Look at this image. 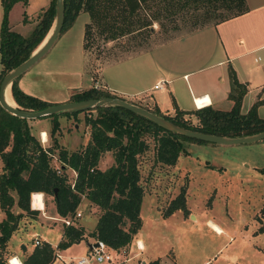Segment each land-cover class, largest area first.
Returning a JSON list of instances; mask_svg holds the SVG:
<instances>
[{"label": "trees", "instance_id": "trees-1", "mask_svg": "<svg viewBox=\"0 0 264 264\" xmlns=\"http://www.w3.org/2000/svg\"><path fill=\"white\" fill-rule=\"evenodd\" d=\"M27 1L0 0V82L43 44L54 23L56 0H51L49 6L40 12L38 23L29 37L11 30L7 21L10 9L18 2L26 6ZM63 4L64 25L61 34L72 26L81 13H85L89 17L85 25V39L90 32L96 31L107 41L132 33L154 32V24H157L160 32H192L207 25L222 23L248 10L245 0H63ZM20 78L11 86L12 98L19 108L39 111L51 105L24 93L18 85ZM230 83L231 91L236 93L229 96L234 101L232 109L222 111L204 107L195 110L192 115L197 118L198 124L194 126L184 119L183 112L168 116L157 109L140 107L180 127L210 135L239 138L264 132V120L257 116L255 107L247 114L240 113L245 90L233 72H230ZM100 97L118 98L109 92L90 88L72 95L70 102ZM89 111L96 112L94 119L85 117V123L90 127L89 140L84 147L68 153L59 146L56 138L60 133L58 119L60 116L77 117L79 114L41 118L51 120L52 145L44 147L32 133L30 121L15 117L0 107V211L5 215L0 222V253L10 254V239L17 231L20 220L24 215L36 213L30 210L31 195L35 194V200L41 202V193L51 196L58 217L68 218L72 224H63L62 237L55 249L42 242L22 260V264H51L57 251H64L87 238L102 241L114 251L128 249L142 227L140 211L145 191L140 184L138 157L148 150L143 138L148 136L156 142L157 162L169 167L176 165L181 154L188 153L184 145L186 142L204 143L168 132L121 107ZM56 150L59 169L51 165ZM108 152L112 153L114 163L102 171L98 167L99 162ZM67 169L76 173L73 188L65 175ZM260 171L264 173V168ZM186 194L187 188L182 187L163 217L178 211L187 216ZM82 198L100 211L91 232L75 219ZM14 206L20 210L19 213L12 212ZM34 206L41 210L36 203ZM14 262L15 259L12 264ZM0 264H7L6 260L0 261ZM148 264H158V261Z\"/></svg>", "mask_w": 264, "mask_h": 264}, {"label": "rangeland", "instance_id": "rangeland-1", "mask_svg": "<svg viewBox=\"0 0 264 264\" xmlns=\"http://www.w3.org/2000/svg\"><path fill=\"white\" fill-rule=\"evenodd\" d=\"M50 1L28 0L26 6L22 2L14 4L8 13V26L23 37H29L38 23L40 12L49 6ZM1 20L0 3V24ZM88 22V15L81 13L72 26L58 37L46 56L28 70L26 76H23V80L35 85L36 92L61 96L66 91L72 97L84 91H78V87H89L91 77L96 80L101 76L106 80L109 78L113 69L99 75L98 70L95 69L98 66L122 59L131 51L148 50L188 33L187 31L160 32L155 24L154 32L132 33L114 41H107L104 36L92 31L87 39L84 37L85 56L82 52V41L85 36V25ZM73 85L76 90H72ZM122 99L130 103L133 101L132 98L127 97ZM86 116L94 119L96 112L86 111L71 118L59 117L62 128L56 138L59 146L68 153L84 147L89 140L90 127L85 123ZM185 120L193 126L198 124L195 116ZM39 122L40 126H47L48 141L44 145L50 147L51 120L45 118ZM30 126L32 133L36 134L41 143L38 125L32 127L31 123ZM143 139L148 145V150L138 157L140 184L145 191L142 202L143 225L136 235L142 237L143 234H149L151 244H145L146 247L148 245L145 255H156L160 258L174 257L179 264H200L203 259L218 258L213 264H219L223 261L224 255L236 254L240 255L239 264H261L262 260L253 258L246 241H250L254 246H264V230L260 232V229H264V173L260 171L264 168V140L234 146L186 142L184 145L188 155L181 154L176 165L169 167L157 162L156 142L148 136ZM57 153L58 150L55 151L51 165L59 169ZM113 163V155L108 152L102 156L98 167L103 171ZM65 175L68 183L72 184L76 173L67 169ZM182 187L187 188L186 206L193 216H189V213L185 216L182 212H175L174 215L163 217ZM83 199L82 203L85 202ZM30 210L36 213L32 216L24 215L17 231L26 232L30 226L32 228L39 223H51L49 217L52 216L53 210L52 197L44 196V202L43 200L41 202V210L44 211L33 210V205L32 209L30 206ZM78 211L82 216V219H78L79 222H88L85 216L89 215L93 219L96 215L89 205L80 204ZM12 212L17 214L20 210L14 206ZM158 215L162 217L156 221L154 218ZM194 216L196 221L193 220ZM4 218L5 215L1 213L0 222ZM206 220H211L221 230L227 232L228 236L215 235L214 230L210 231L206 228ZM61 222L59 224L63 226ZM233 231L236 234H233ZM145 239L148 243L147 238ZM225 246L226 250L223 252L221 248ZM110 253L114 262L116 253ZM7 257L8 253H0L1 262L6 260L8 264L10 258ZM131 262L129 264H132ZM14 264L21 262L16 260Z\"/></svg>", "mask_w": 264, "mask_h": 264}, {"label": "crops", "instance_id": "crops-1", "mask_svg": "<svg viewBox=\"0 0 264 264\" xmlns=\"http://www.w3.org/2000/svg\"><path fill=\"white\" fill-rule=\"evenodd\" d=\"M245 3L248 10L242 15L179 35L169 42L148 50L131 51L122 59L112 60L98 66L95 69L98 70L99 75L113 69L109 78L106 80L104 76H101L97 81L91 77L89 87L77 86L79 88L77 90L83 91L90 88L104 90L120 99L132 98V104L157 109L163 115L175 116L178 112H183L185 114L183 117L186 119L193 117V112L199 110L196 109L194 100L203 99V101H197L200 109L211 107L216 110L230 111L234 106V101L229 96L232 93L236 94L231 91L230 72H233L237 82L245 90L240 103V113L247 114L252 107H255L257 116L264 120V0H245ZM82 52L86 56L84 36ZM87 73L89 74V71ZM25 74L18 81L19 88L24 93L51 105L70 102L71 95L66 91L61 96L36 92L32 82L23 80ZM161 81L167 82V85L161 90H155L154 86ZM71 88L76 90L74 85ZM137 95L141 97L140 100H135L134 97ZM202 103H206L204 107ZM41 120L30 121L29 125L31 123L32 127L38 125L39 136L42 137L44 143H47L48 140L45 142L43 138L44 133L48 138L47 126H40L39 121ZM58 121L61 129V119ZM33 134L36 136L35 133ZM42 146L45 147L44 144ZM1 173L2 161L0 160ZM152 204H154L153 200ZM81 205H89L92 211L96 212L93 219L89 215L85 216L88 222H79L82 216L78 220L80 226L91 232L95 228L100 211L87 200ZM188 212L189 216H193L190 210ZM1 213L0 211V217ZM51 213L52 216L49 217L51 223H39L32 228L30 226L26 232L21 230L12 235L10 254L7 259L17 258L22 264V260L33 252L34 238L48 243L54 249L57 247L62 237L63 226L59 224L61 220L56 214L54 204ZM142 213L141 205L140 216L143 225ZM160 217L162 216L158 215L154 219L159 221ZM193 220L196 221L195 216ZM205 225L210 231L214 230L215 235L228 236L227 232L221 230L211 220H206ZM233 234L236 232L233 231ZM32 237L34 238L31 240ZM94 241L93 238H87L64 251H57L59 259L53 258L51 264H66L86 255ZM145 244H151L149 234H143L142 237L135 235L131 246L128 249L119 250L120 254H116V260L109 264H129L131 261L132 264H148L153 261H158V264H179L174 257L160 258L156 255H145L148 247ZM246 245H248V250L251 249L253 258L262 260L261 264H264V246H254L250 241H246ZM23 246L24 251L21 249ZM222 249L224 252L226 246ZM168 255L171 254L168 253ZM239 256L224 255L223 261L219 264H239ZM217 259H203L200 264H213Z\"/></svg>", "mask_w": 264, "mask_h": 264}, {"label": "water", "instance_id": "water-1", "mask_svg": "<svg viewBox=\"0 0 264 264\" xmlns=\"http://www.w3.org/2000/svg\"><path fill=\"white\" fill-rule=\"evenodd\" d=\"M64 25V4L63 0L55 1V19L53 26L51 28V32L47 35V40L43 44L39 50H35L32 55L23 63L18 65L16 68L7 73L0 82V107L6 111L7 113L18 117L20 119H25L28 121L39 120L41 118L52 116V115H66L73 113H83L89 110H95L99 108H107V107H121L124 108L140 117L147 119L148 121L156 124L160 128L174 133L179 136H183L189 139L201 141L204 143H212L220 146H234L241 144H251L264 140V132L243 136L239 138H229L223 136L210 135L198 131H193L190 129H186L180 127L167 119L160 117L150 111L132 104L128 101H125L120 98L113 97H100L98 99H89L78 102H68L64 104L50 105L39 111H27L19 108L17 105L15 107L10 106L6 101V91L9 87L11 93L12 83L17 80L20 76L25 74L28 70H30L36 63H38L46 54L50 51V49L55 44L56 40L61 34ZM46 39V38H45ZM44 39V41H45ZM43 41V42H44ZM42 42V43H43ZM12 96V95H11ZM16 104V103H15ZM56 193V190H55ZM23 251L25 250L24 246L21 248Z\"/></svg>", "mask_w": 264, "mask_h": 264}, {"label": "built area", "instance_id": "built-area-1", "mask_svg": "<svg viewBox=\"0 0 264 264\" xmlns=\"http://www.w3.org/2000/svg\"><path fill=\"white\" fill-rule=\"evenodd\" d=\"M166 85H167V82L161 81V82H158L154 86V89L155 90H161ZM134 98H135V100H140L141 99V97L139 95L135 96ZM197 101H203V99L202 100H194V104H195L196 109H200L198 104H197ZM205 104L206 103H202L201 104L202 107H204ZM40 139H41V143L44 144L42 137ZM71 187L72 188L74 187V183H72ZM42 198H43V202H44L43 194H42ZM32 202H33V195H31V199H30L31 209H32ZM37 211H39V210H37ZM79 218H81V213L77 209L76 214H75V219L78 220ZM61 221L66 226H69L70 224H72L71 220L68 219V218L61 219ZM41 243H42V241L40 239L34 238V240H33L34 246H40ZM110 252H115L116 254H120L119 251L117 252V251L111 250L102 241L95 240L94 243L91 244L89 252L86 255H84L82 257H79L76 260H71V261L67 262L66 264H106V263L109 264V263L113 262V257H112ZM124 253L125 252H123V254ZM54 258H56V260L59 259L58 253H56L54 255ZM11 263H12V258H10L8 260V264H11Z\"/></svg>", "mask_w": 264, "mask_h": 264}, {"label": "bare ground", "instance_id": "bare-ground-1", "mask_svg": "<svg viewBox=\"0 0 264 264\" xmlns=\"http://www.w3.org/2000/svg\"><path fill=\"white\" fill-rule=\"evenodd\" d=\"M49 37V36H48ZM47 40V39H46ZM46 40H45V42H46ZM44 42V43H45ZM43 43V44H44ZM43 44L39 47V48H41L42 46H43ZM39 48L37 49V50H39ZM6 101H7V103L10 105V106H12V107H15L16 106V104H15V102H14V100L12 99V96H11V93H10V89H9V87L7 88V91H6ZM197 104L199 105V103L197 102ZM200 106V105H199ZM43 138H44V140H45V142H46V140H47V136H46V133H44L43 134ZM42 202V201H41ZM41 202H39L38 201V199H36L35 200V195H33V202H32V205H33V208L35 209V210H38V209H36L35 208V206H34V203H36L38 206H40V208H41ZM13 259L14 258H12V262H13ZM15 260H18L17 258H15ZM19 261V260H18ZM12 264V263H11Z\"/></svg>", "mask_w": 264, "mask_h": 264}]
</instances>
